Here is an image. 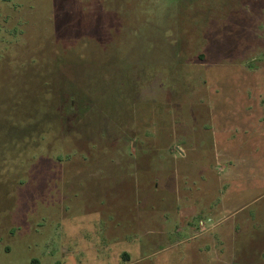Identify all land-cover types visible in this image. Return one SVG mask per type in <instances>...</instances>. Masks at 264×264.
<instances>
[{
    "label": "rangeland",
    "instance_id": "1",
    "mask_svg": "<svg viewBox=\"0 0 264 264\" xmlns=\"http://www.w3.org/2000/svg\"><path fill=\"white\" fill-rule=\"evenodd\" d=\"M263 97L264 0H0V264H264Z\"/></svg>",
    "mask_w": 264,
    "mask_h": 264
},
{
    "label": "crops",
    "instance_id": "2",
    "mask_svg": "<svg viewBox=\"0 0 264 264\" xmlns=\"http://www.w3.org/2000/svg\"><path fill=\"white\" fill-rule=\"evenodd\" d=\"M257 108H258V110H259V112H258V116L256 117H253V118H251L250 119V122L251 123H254L256 126H257V130L259 131V134H260V136H264V97L263 98H260L259 99V101H258V103H257ZM251 110V108H247L246 109V111H244V116H246V114H247V111H250ZM247 117V116H246ZM245 119V118H244ZM193 120H196V118H193ZM254 121V122H253ZM186 124H184V126H185ZM249 129H250V126L248 125V124H246V122H245V120L243 121V124H242V126H241V132H246V131H249ZM254 128H252V130H253ZM223 132H225V133H228V131L225 129V128H223ZM199 136H200V134H198ZM198 135H196L195 133L193 134V136H192V141H191V143H190V145H197V141L195 140V139H198ZM204 184H206V182H204V180L202 181ZM207 185V184H206ZM206 188L208 189V187L206 186ZM181 201V200H180ZM192 201V200H191ZM212 205H213V203H212ZM199 207H201V203H200V201L197 199V198H195L194 199V202L192 201V203L189 205V206H186V207H183V205H182V207H180V208H178V212H177V214H178V217H180V219H181V222H183V221H185V218H183L182 219V216L183 215H185V214H188L186 217H188L187 219H189L190 218V216L189 215H197V211H198V208ZM211 207V204L210 203H206V205H205V210L207 211L209 208ZM195 209V210H194ZM204 210V211H205ZM196 213V214H193V213ZM207 213V212H206ZM138 217V219H137V221H135V224L136 225H139L140 223H143V222H146L147 220L143 217V220L141 219L142 218V216H137ZM166 218V217H165ZM184 224V226L186 227V223H183ZM198 224H202L201 222H200V220L198 221ZM182 227V226H181Z\"/></svg>",
    "mask_w": 264,
    "mask_h": 264
}]
</instances>
